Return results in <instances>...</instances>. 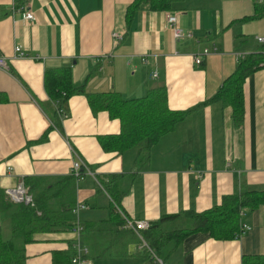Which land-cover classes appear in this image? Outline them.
<instances>
[{"label": "crops", "instance_id": "1", "mask_svg": "<svg viewBox=\"0 0 264 264\" xmlns=\"http://www.w3.org/2000/svg\"><path fill=\"white\" fill-rule=\"evenodd\" d=\"M133 1L0 0V55L7 59V69H0L1 230L9 222L1 212L8 189L56 184L70 177L77 157L90 174L71 193L59 185L49 205L72 201L68 222L79 217L82 231L85 225L109 227L112 208L122 221L118 210L151 225L165 215L209 210L226 195L264 189V68L243 84L240 126L231 108L219 102L201 108L159 140L135 175L134 149L119 153L103 146L119 134L118 121L104 112L93 115L83 96L62 107L47 96L45 72L68 67L74 86L84 85L88 93L116 92L130 100L165 87L169 109L182 111L213 97L241 56L264 46L257 40L264 38V0H184L173 11L143 6L127 29ZM27 10L34 22L23 20ZM167 13L191 36L176 41L165 24ZM17 46L23 57H14ZM204 49L209 54L196 66L193 57ZM110 175L122 176L125 194L118 206L98 183ZM79 203L88 208L76 215ZM178 223L185 226L183 219ZM123 224L124 231L82 235L90 264H156L142 256L138 238ZM241 224L249 230L239 239L216 241L201 233L186 238L167 264H241L243 257L264 256V205L242 210ZM56 230L34 236L25 246V264H68L65 256L72 254L76 236L70 227ZM109 244L115 255L97 258Z\"/></svg>", "mask_w": 264, "mask_h": 264}, {"label": "trees", "instance_id": "2", "mask_svg": "<svg viewBox=\"0 0 264 264\" xmlns=\"http://www.w3.org/2000/svg\"><path fill=\"white\" fill-rule=\"evenodd\" d=\"M183 1L134 0L126 10V27L127 29L130 27L134 13L143 6L153 11H173V8ZM261 68H264V46L260 52L240 58L233 73L223 81L213 97L182 111L169 109L165 87L150 89L143 97L130 100L123 99L116 92L88 93L84 85L74 86L68 67L46 71L43 84L47 96L51 100L57 101L59 107L66 104L73 96H83L93 115L104 112L111 120L118 121L119 134L108 136L103 146L106 150L119 153L134 149L136 157L131 175H135L148 164L151 151L159 140L170 133L179 122L187 119L191 113L201 108L219 102L223 106L231 108L234 125L240 126L244 112L243 84L252 73ZM84 175L85 172L81 171L79 177L71 174L70 177L57 179L56 184H38L29 189L25 188L26 193L31 197L29 205L13 203L7 197V201H1V212L8 217L10 222V238L5 240L0 228V264H25L27 258L25 246L34 242L36 234L54 232L61 226L70 227L73 232L75 223L68 222L74 207L73 202L62 203L63 201H60L59 208L51 207L49 202L50 199L59 195L58 192L62 189L59 185H63V189L71 193L75 183ZM121 178V175H110L98 182L111 198L113 205L117 206L125 194L120 190ZM261 205H264V189L259 191L246 189L239 194L223 196L220 205L204 212L186 211L180 214L165 215L157 224L149 225L148 229L142 231L141 234L155 255L161 259L162 264H167L168 258L180 249L186 238L192 235L208 234L211 239L216 241L234 240L240 231L242 210H255ZM112 213L110 217L112 224L109 227L85 225L79 234L80 245L82 235L86 233L101 235L113 232L115 229L123 230L122 219ZM180 219L185 221V226L178 223ZM170 222L174 223L172 228H163L165 223ZM130 234L132 233L130 232ZM132 236L135 238L133 234ZM71 252L72 254L65 256L68 264L74 256V250ZM97 254V258L115 255L110 244L101 248ZM241 264H264V256L243 257Z\"/></svg>", "mask_w": 264, "mask_h": 264}, {"label": "built area", "instance_id": "3", "mask_svg": "<svg viewBox=\"0 0 264 264\" xmlns=\"http://www.w3.org/2000/svg\"><path fill=\"white\" fill-rule=\"evenodd\" d=\"M22 17L24 21L27 22H34L35 17L33 13H31L30 10L23 11ZM166 26L172 30L173 37L176 41H179L183 37L187 36L190 37L191 35L189 34H184V32L179 29L176 26V16L175 14H166ZM115 40L118 41L120 40L121 36L119 35H113ZM259 43L264 45V38H258L257 39ZM209 54V51L207 49H204L200 55H196L193 57L194 64L196 66H199L202 63V57L206 56ZM23 57L24 54L21 51V48L19 46L14 48V57ZM242 58V56H241ZM0 69H7V59L0 55ZM156 76V75H155ZM84 171L87 174H90L89 170L87 169L86 165L84 162L77 157V160L73 162L72 164V169H71V174L75 177H79L80 172ZM6 194L9 198V200L13 203L20 204L23 203L25 205L31 204V197L27 195L24 187L22 184H19L17 187L13 189H8L6 191ZM88 207L85 204L79 203L76 208H74L73 213L76 215H79V213L83 210H86ZM121 217L123 218L124 224L123 228L126 230L132 231L136 237L138 238L139 241V251L141 252L143 257H147V261L154 262L156 264H162L161 259H159L155 253L152 251V249L149 247V245L146 243L144 240L141 232L148 229L149 224L143 221H136L133 219H130L126 217L120 210H118ZM249 228L245 224L240 225V231L239 233L235 236V239H239L242 237L246 231H248ZM82 231V228L79 223V217L76 220L75 226L73 228V233L76 235V240L74 242V256L70 260V264H90L89 259L87 258V251L84 247L80 245L79 242V234ZM148 264V263H144Z\"/></svg>", "mask_w": 264, "mask_h": 264}, {"label": "rangeland", "instance_id": "4", "mask_svg": "<svg viewBox=\"0 0 264 264\" xmlns=\"http://www.w3.org/2000/svg\"><path fill=\"white\" fill-rule=\"evenodd\" d=\"M127 100V99H125ZM132 151H135V150H132ZM2 230H3V238L5 240L9 239L10 238V230H9V222H5L2 226Z\"/></svg>", "mask_w": 264, "mask_h": 264}]
</instances>
